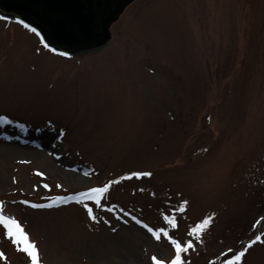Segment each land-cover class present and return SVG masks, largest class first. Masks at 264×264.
I'll use <instances>...</instances> for the list:
<instances>
[{"label": "rangeland", "instance_id": "374dc122", "mask_svg": "<svg viewBox=\"0 0 264 264\" xmlns=\"http://www.w3.org/2000/svg\"><path fill=\"white\" fill-rule=\"evenodd\" d=\"M4 115L0 201L41 264L168 261L142 224L172 214L181 241L209 219L189 264L264 233V0H144L109 46L71 59L0 20ZM109 183L101 206L85 201L93 220L76 197ZM0 251L30 264L2 226ZM243 264H264V245Z\"/></svg>", "mask_w": 264, "mask_h": 264}, {"label": "water", "instance_id": "95a60500", "mask_svg": "<svg viewBox=\"0 0 264 264\" xmlns=\"http://www.w3.org/2000/svg\"><path fill=\"white\" fill-rule=\"evenodd\" d=\"M143 1L0 0V16L23 20L37 29L42 43L53 52L75 57L109 46L117 29Z\"/></svg>", "mask_w": 264, "mask_h": 264}, {"label": "snow or ice", "instance_id": "6c2138e0", "mask_svg": "<svg viewBox=\"0 0 264 264\" xmlns=\"http://www.w3.org/2000/svg\"><path fill=\"white\" fill-rule=\"evenodd\" d=\"M9 18L6 16H0V20L7 21ZM16 23L22 25L25 29L29 30L33 34H35L37 37H40L41 42H43V37L40 36V33L37 31L35 27H31L29 24L25 23L23 20H17ZM45 48H48L49 51H55V49L49 48L48 44H44ZM60 56L67 55L64 52L58 53ZM0 122H4L7 124H11L12 120L8 119L6 115L0 116ZM38 175L40 173H37ZM133 175L137 177L142 176H151L150 172H142V173H134ZM110 183H116V181L110 182ZM110 183L105 184L102 187H96L91 188L86 192H82L79 194L78 197H76V202L81 203L87 210V213L93 220L96 219V217L92 214L93 209L92 207H89L88 204L85 201H92L94 206L99 207L101 206L102 200L105 198L106 194L109 192ZM45 188L48 187V185H44ZM57 187H60L59 185ZM55 199L60 200L61 202L67 201L68 197H56ZM23 203H27V201H23ZM187 201L183 202V205H186ZM183 205L178 209V211L183 210ZM33 208H41V207H51L52 205H42V204H31L30 205ZM111 211V209H109ZM135 219V218H134ZM163 220L165 221L167 228L160 227V228H152L149 227L148 224H142V227L145 228L149 233H151L152 237L160 241L161 237H164L168 240L170 245L174 248V256L168 260H160L157 259V257L153 256L151 259L153 261V264H189L183 257L185 254L189 252V250H195V244L193 240H199L202 243L201 234L203 231L207 228L209 224V219H204L200 223L192 226L188 232V236L192 239H187L184 241H181L177 238H173L169 235L168 229H175L177 227L176 217L174 214L172 215H165L163 216ZM261 221H264V217H261L260 220L256 221V224L254 227H257L260 225ZM136 223L140 224L141 222L139 220L136 221ZM0 226L3 227L5 230L6 237L16 246L18 251H21L27 255L29 258L30 264H41V257L39 249L37 248L36 244L32 242L27 233L24 231L22 225L14 218L8 215L4 214V202L0 201ZM264 233L261 235H256L254 238L250 240V242L243 247L241 250L236 251L232 248H228L227 251H222L217 255V260L219 261V264H243L244 257L246 256L249 249H251L255 244L259 243L264 245ZM222 257V259H221ZM0 260H3L5 264H7V257L3 251H0ZM217 260H212L209 262V264H217Z\"/></svg>", "mask_w": 264, "mask_h": 264}]
</instances>
